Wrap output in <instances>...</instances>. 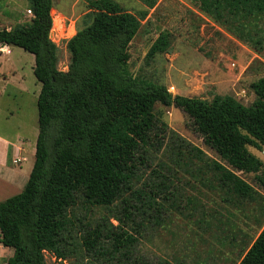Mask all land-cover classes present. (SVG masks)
<instances>
[{
  "label": "trees",
  "instance_id": "1",
  "mask_svg": "<svg viewBox=\"0 0 264 264\" xmlns=\"http://www.w3.org/2000/svg\"><path fill=\"white\" fill-rule=\"evenodd\" d=\"M28 1L30 22L0 29V47L22 48L34 55V75L41 84L32 172L22 192L0 202V244L14 251L7 264H47L46 253L66 258L62 246L70 210L79 202L105 208L123 203L120 216H115L117 228L134 243L135 237L124 229L125 218L136 209L131 198L142 207L157 204L160 190L148 194L135 183L141 166L158 147L167 160L183 168L185 178L225 202L264 200L238 174L263 168L248 148L264 146V78L251 84L255 101L249 106L229 95L212 101L174 95L165 85L132 72L130 47L142 23L136 14L117 6L97 10L91 23L67 41L70 63L61 70L59 48L50 37L53 0ZM196 1L200 12L237 40L258 53L264 51V0ZM171 47V34L162 32L147 60ZM158 104L187 114L220 160L169 132L156 114ZM173 180H167L168 188ZM186 204L193 207L200 199L187 196ZM259 224L263 229L239 264H264V221ZM101 231L88 233L87 239L95 241Z\"/></svg>",
  "mask_w": 264,
  "mask_h": 264
},
{
  "label": "rangeland",
  "instance_id": "2",
  "mask_svg": "<svg viewBox=\"0 0 264 264\" xmlns=\"http://www.w3.org/2000/svg\"><path fill=\"white\" fill-rule=\"evenodd\" d=\"M109 6L130 11L141 20L142 28L130 47L134 75L163 84L174 95L206 101L217 95H229L245 106L255 101L251 84L264 78V51L258 53L237 40L200 12L196 0H53L51 39L59 48L61 70H67L70 63L67 41L91 23L97 10ZM28 9V0H0V29L30 22ZM162 32L171 34L172 47L168 53L149 61L147 54ZM12 50V55L6 56L0 49V115L4 113L8 117L6 123L2 120V130L12 142L30 152L22 164H19L22 160L13 161L19 164L15 171L25 175L22 187L11 188L8 198L23 191L29 179L26 174L34 166L32 153L39 136L37 101L41 91L34 75V55L22 48ZM12 68L14 72H9ZM2 74H7V80ZM155 111L168 125L169 132H177L210 157L220 160L205 145L187 114L160 104ZM158 148L141 166L135 183L136 189L148 194L160 190L157 204L142 207L131 198L136 209L130 219L125 218L124 229L136 241L129 243L117 228L115 216H120L123 203L118 201L105 208L79 202L70 210L71 223L62 246L66 258L58 259L46 253L47 264L240 263L263 229L259 222L264 221V200L260 204L225 202L221 195L201 189L189 177L185 178L183 168L167 160L163 149ZM248 150L263 162V168L258 173L238 174L264 197L261 184L264 146L261 150L253 147ZM166 163L172 170L167 169ZM171 178L174 185L168 188L167 180ZM192 195L199 197L200 204L193 207L186 204V197ZM96 229H101V234L91 242L87 234ZM13 254V249L0 246V264H7Z\"/></svg>",
  "mask_w": 264,
  "mask_h": 264
},
{
  "label": "crops",
  "instance_id": "3",
  "mask_svg": "<svg viewBox=\"0 0 264 264\" xmlns=\"http://www.w3.org/2000/svg\"><path fill=\"white\" fill-rule=\"evenodd\" d=\"M28 11L30 10L28 9ZM32 16L33 15H31V17ZM7 29H11V28H7ZM13 48L14 47H8V46L0 47V49L4 51L3 55H6V56L12 55ZM14 69L15 68H12L9 72L13 71ZM2 75H3L4 80H7V77H6L7 74H2ZM0 81H2L1 77H0ZM0 96H2V93H0ZM3 119H4V122L6 123L8 117L4 113L3 115H0V125H1V128H0V201L5 198H8L9 195H7V192L11 191L10 190L11 188L18 189L22 187L23 178L25 174H23V172L21 171H15V167L19 164H22L24 160L26 159V155L29 154L30 152V150L25 149V146L21 144L18 145L12 142L9 138H7L3 134V130H2V127H3L2 120ZM36 146H37V143H36ZM36 146H35V150L32 153L33 157L35 156V153H36ZM16 159L22 160V162L19 164H14L13 161ZM32 169L33 167L30 168V171L28 172L29 174H26V178L30 177ZM0 246L2 245L0 244Z\"/></svg>",
  "mask_w": 264,
  "mask_h": 264
},
{
  "label": "built area",
  "instance_id": "4",
  "mask_svg": "<svg viewBox=\"0 0 264 264\" xmlns=\"http://www.w3.org/2000/svg\"><path fill=\"white\" fill-rule=\"evenodd\" d=\"M28 13L32 15V12L31 11H28Z\"/></svg>",
  "mask_w": 264,
  "mask_h": 264
},
{
  "label": "water",
  "instance_id": "5",
  "mask_svg": "<svg viewBox=\"0 0 264 264\" xmlns=\"http://www.w3.org/2000/svg\"><path fill=\"white\" fill-rule=\"evenodd\" d=\"M50 37H52V34H50Z\"/></svg>",
  "mask_w": 264,
  "mask_h": 264
}]
</instances>
